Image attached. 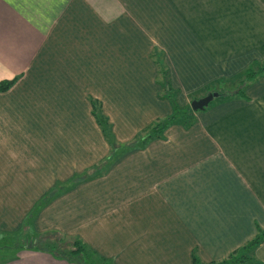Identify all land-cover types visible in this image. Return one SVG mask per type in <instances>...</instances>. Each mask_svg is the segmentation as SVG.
<instances>
[{"label":"crops","instance_id":"1","mask_svg":"<svg viewBox=\"0 0 264 264\" xmlns=\"http://www.w3.org/2000/svg\"><path fill=\"white\" fill-rule=\"evenodd\" d=\"M253 60H264V0H0V80L18 76L0 93V220L20 215L18 226L33 206L37 232L87 218L116 264L142 250L166 264L226 257L264 228V74L245 96L138 136ZM197 133L212 150L195 156ZM23 247L0 264H76ZM254 256L243 264H264V242Z\"/></svg>","mask_w":264,"mask_h":264},{"label":"trees","instance_id":"2","mask_svg":"<svg viewBox=\"0 0 264 264\" xmlns=\"http://www.w3.org/2000/svg\"><path fill=\"white\" fill-rule=\"evenodd\" d=\"M156 65L159 73L161 74V76L164 77L161 84L164 94L167 95L170 90L169 80L168 78H166L167 70L164 64L160 61V59L156 60ZM262 74H264V60L261 61L253 60L240 74L233 76L231 78H226L220 83L219 82L217 83V85H219L218 87L219 97H222V99H230L242 95L245 96L244 93L245 91L243 88L244 85L246 86L251 81L261 76ZM17 79L18 76L12 79L0 80V93L9 91L11 87L15 84ZM238 85L239 87H237ZM89 102L91 104V113L93 114L97 124L99 125L103 133V136L111 146H114L115 142L113 139L112 126L109 122V119L102 111L100 101L97 100L96 98L90 97ZM210 104L211 102L207 106H209ZM189 109L192 110L190 107ZM185 111L186 110H182L180 109L179 106H177L173 114L155 123L153 126L147 127L152 130L149 135L159 137L161 135V132H163L165 128H168L172 123L179 120L180 116L186 113ZM187 122L190 123L189 120ZM27 237L29 238L27 239L28 243H25V247H32L37 249L42 248V250L51 253L57 258L75 262L76 264H82L78 256H81L82 260L86 262L85 264H91L93 260L92 257L94 258L95 252H88L86 245L79 239L73 240L74 247L73 249L67 252L64 251L62 248H59V246L55 245L54 243L48 241H45L43 243L36 236H32V235L30 236L29 234L27 235ZM263 242H264V228L258 227L257 233L250 240H248L241 246L232 250L226 257L222 258L221 260L203 263L199 261L195 255H193L192 264H243L247 262H254L255 249ZM44 244L47 245L48 247H45ZM97 259L101 261L100 264H112L103 256H98Z\"/></svg>","mask_w":264,"mask_h":264},{"label":"rangeland","instance_id":"3","mask_svg":"<svg viewBox=\"0 0 264 264\" xmlns=\"http://www.w3.org/2000/svg\"><path fill=\"white\" fill-rule=\"evenodd\" d=\"M128 28H129V32L132 33L133 26H129ZM128 45L130 47L136 48L133 44L131 45L128 43ZM132 50H133L132 48L130 50H128L129 54ZM145 61L147 64L149 63V61H147V60H145ZM217 99H222V97L218 96L217 98H214L211 102H213ZM101 107H102V105H101ZM182 108L183 107H180V109H182ZM185 110H186L185 111L186 113L184 112L185 114L181 115L180 119L189 118L190 120H192L191 114H193L195 111L193 109L190 110L189 106H187ZM102 111H103V109H102ZM109 122H110V120H109ZM184 123L187 124L189 122H184ZM110 124H111V126H113L111 122H110ZM166 129L167 128H165L163 130V132H161V135L164 133V131ZM151 131L152 130L150 128H144L140 132L138 137H140L141 139L143 138V140L145 139L144 141L149 142L150 140L156 138L155 136L149 135ZM148 136H150V137H148ZM193 137H194V135H193ZM203 141H204L203 135L197 133V134H195V137L192 138V140L188 143V145L190 146V148L189 147L188 148L191 150L193 155L196 156L197 153L210 152L212 150V148H211V146H209V144L206 146V148L203 145L201 146ZM150 146H151V144H150ZM157 157L160 159V161H161V159H163V160L167 159L166 154L165 155L164 154L159 155V156L157 155ZM5 189L6 188H2V190L4 192H5ZM94 199H95V203H94ZM102 199H103V197H99V196H96L94 198L92 197L91 204H93V203L96 204V208H97L98 205L100 204V200H102ZM3 204L6 205L8 203L5 200V202H3ZM84 204H85L84 208L86 209L87 204L86 203H84ZM63 208H64V206H63ZM36 210H37V206H33L31 209V212L27 213V217L24 220H22L20 222V225H18V226H16V224L18 222L20 215H18L17 217L6 216L5 218L2 219V220H4V222L2 220H0V226L2 224L4 226V227H0V263L2 261L7 260L10 257L9 255L14 254L15 251H17L18 249L24 248L23 246L25 245V243H28L27 239L29 237H27V235H29V234H30V236L32 235V236L38 237L43 243L45 241L54 243L55 245L59 246V248H62L64 251H67V252L70 251L71 249H73V247H74L73 240L79 239L86 245L88 252H95L94 258L91 256L93 259L91 264H100L101 261H99L97 259L98 256H103L106 259L112 256L110 251L104 250V245H103V241H102V239L104 238L103 234H97L96 241H93L92 236L89 235V233H88L89 229L86 226V224H88L87 218H82L80 220H73L71 218L58 219L57 222L48 219V220H46V222H47L46 225L43 224V226L41 227V229H43L45 227L46 228L44 230H41L42 232H37V231L29 228V225L31 224V221L29 218L33 216V214L36 212ZM59 225H63L62 227L61 226L59 227L61 230L59 228H57V226H59ZM73 231H74V233H71ZM113 235H115L117 237V234H115V232H113ZM40 246H42V245H40ZM44 246L48 247L45 244H44ZM44 246H42V247H44ZM144 254H149V253L148 252L145 253L142 250L140 252V257L138 258V261H137L138 264H161V263L166 264V262H167V259H163L161 257L160 258L157 257L155 259V254H156L155 252H151L152 257L151 256H144ZM78 258H79V260H81L82 264L86 263L82 260L81 256H78ZM219 260H221V259H219ZM213 261H217V260H213ZM191 262H192V260H191ZM113 263L116 264L115 262H112V264Z\"/></svg>","mask_w":264,"mask_h":264},{"label":"water","instance_id":"4","mask_svg":"<svg viewBox=\"0 0 264 264\" xmlns=\"http://www.w3.org/2000/svg\"><path fill=\"white\" fill-rule=\"evenodd\" d=\"M219 96V92L214 91V92H209L205 96L198 98V99H193L191 101V108L194 111L197 110H202L204 109L214 98H217Z\"/></svg>","mask_w":264,"mask_h":264}]
</instances>
